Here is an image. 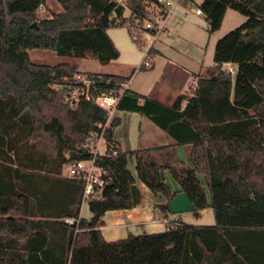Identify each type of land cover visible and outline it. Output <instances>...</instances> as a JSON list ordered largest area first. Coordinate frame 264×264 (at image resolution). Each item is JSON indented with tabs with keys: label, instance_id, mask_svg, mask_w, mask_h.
Returning <instances> with one entry per match:
<instances>
[{
	"label": "trees",
	"instance_id": "1",
	"mask_svg": "<svg viewBox=\"0 0 264 264\" xmlns=\"http://www.w3.org/2000/svg\"><path fill=\"white\" fill-rule=\"evenodd\" d=\"M56 1L63 12L41 17L47 0H0V264H68L74 250L107 246L102 219L133 208L137 181L168 201L177 196L166 171L197 211L212 209L215 218V226L177 222L164 234L180 239L177 264H264V0L203 1L199 9L210 34L221 29L229 9L247 20L217 42V71L198 80L193 97L181 95L170 107L125 89L131 77L38 65L28 54L48 50L109 64L120 52L108 30L126 27L132 36L131 26L143 28L153 19L149 8L158 0H126L125 6ZM224 64L237 66L235 77L221 69ZM150 68L151 62L140 70ZM77 74L96 78L100 92L119 96V111L146 116L176 141L123 152L113 138L120 124L114 118L105 132L110 155L96 162L104 186L100 198L86 202L90 220L81 217L82 183L62 171L92 158L89 142L107 112L87 101L76 108L64 104V90L76 84ZM44 143L50 149H40ZM182 145L191 146L190 167L175 163ZM133 157L136 177L129 170ZM68 218L79 223L69 225Z\"/></svg>",
	"mask_w": 264,
	"mask_h": 264
},
{
	"label": "crops",
	"instance_id": "2",
	"mask_svg": "<svg viewBox=\"0 0 264 264\" xmlns=\"http://www.w3.org/2000/svg\"><path fill=\"white\" fill-rule=\"evenodd\" d=\"M169 1L177 2V5L167 20L166 31L149 50L151 54L148 60L152 65L150 69L140 70V67L148 62L146 60L148 47L145 45L149 43L147 39L150 38H145V44L137 43L126 29L108 30L109 37L120 52V57L106 65L93 61L95 69L93 72L81 69V64L88 59L70 57L57 59L56 53L48 50L28 51L30 60L35 64H69L76 66L80 73L131 77L127 89L170 107L181 95L193 97L198 80L209 78L217 71L218 67L214 61L217 42L245 23L247 18L229 9L224 17L222 30L210 34L205 16L196 13L204 0ZM45 5L46 9L56 13L63 11L56 0H47ZM44 11L43 8L41 12ZM226 23L229 28L223 30ZM139 47H146L145 52ZM221 69L230 71L233 69L234 77L237 73V66L234 64H224ZM116 118L120 119V124L114 130L113 138L123 152L176 145L171 136L146 116L135 112L118 111ZM190 150L189 145L176 146L175 163L190 167ZM129 170L136 177L134 157L129 160ZM165 178L171 189L178 191L174 199L168 201L162 195H154L146 185L137 181L133 186L137 198L133 208L108 212L102 219L103 225L100 230L108 245L74 250L68 264H114L118 260L120 263L131 261L138 264L139 261H145V256L155 263L167 264L180 239L172 235L163 237L167 233L164 222L185 223L183 215L192 213L196 222L194 225L204 226L198 222L204 219L203 213L207 210L197 211L187 195L180 191L178 183L168 171L165 172ZM200 178L209 196L205 179ZM162 206L168 209L162 210Z\"/></svg>",
	"mask_w": 264,
	"mask_h": 264
},
{
	"label": "built area",
	"instance_id": "3",
	"mask_svg": "<svg viewBox=\"0 0 264 264\" xmlns=\"http://www.w3.org/2000/svg\"><path fill=\"white\" fill-rule=\"evenodd\" d=\"M119 4L125 6L126 0H117ZM177 2H171L169 0H158L157 4H153L149 8V12L154 16L152 20L146 21L143 28L139 26H131L132 38L134 41L144 42L145 38L149 40V43L145 46L148 47L146 53V60L149 59V50L153 47L154 43L159 39L160 35L166 31V23L169 16L176 8ZM44 8V5L40 6V10ZM198 15H204L200 9H197ZM146 66H150V62L146 63ZM76 84L69 86L64 90L63 100L64 104L70 108H76L81 101L92 102L107 112V120L105 124L101 126V132L95 136L89 142V148L92 152V158L87 161H74L66 164L63 167L62 176L74 179L81 182L83 185V204L90 199L100 198L101 188L104 183L102 180L103 171L96 164L97 160L101 156H109V147L107 140L105 139L106 130L111 127L112 121L116 118L118 110L119 96L100 92L98 87V81L93 76L86 77L82 74L75 76ZM128 82L124 85L127 89ZM63 87H57L62 89ZM116 129V128H115ZM114 129V130H115ZM82 204V206H83ZM65 222L69 225L79 223V220L66 219ZM166 225V232H170L172 226H178V223L170 224L164 222Z\"/></svg>",
	"mask_w": 264,
	"mask_h": 264
},
{
	"label": "rangeland",
	"instance_id": "4",
	"mask_svg": "<svg viewBox=\"0 0 264 264\" xmlns=\"http://www.w3.org/2000/svg\"><path fill=\"white\" fill-rule=\"evenodd\" d=\"M44 9H45V11L44 12H41L42 10H40V13H39V15L41 16V17H43V16H48L49 15V12H53V11H51L50 9H46V5H44ZM63 9V8H62ZM63 12V11H62ZM54 13H56V12H54ZM129 14L127 13L126 14V16H128ZM224 29L223 30H225L226 28H229V25H228V23H226V25L223 27ZM113 29H126V31H128V29L126 28V27H120V28H113ZM220 30H222V27H221V29ZM219 30V31H220ZM129 32V31H128ZM140 43L142 42L141 40L139 41ZM144 44H145V42H143ZM142 43V44H143ZM146 45H147V43H146ZM136 46H138L137 44H136ZM139 48H141V47H139ZM142 49V51L143 52H145V50H146V47H142L141 48ZM144 54V53H143ZM57 59L59 58V59H61L62 57H60V56H58L57 54H56V56H55ZM34 60H38V59H34ZM93 61H95L94 59H88L87 61H85V62H83L82 64H81V69H82V71H89V72H93L95 69H94V64L92 63ZM32 62V61H31ZM38 65H47V64H38ZM49 66H55V65H49ZM232 71H234L233 69L231 70V72ZM39 148L40 149H45V150H47V149H50L49 147H48V145L46 144V143H44V144H40L39 145ZM81 214H82V218H84V219H87V220H90L91 219V217H92V215H91V213H90V211H89V208H88V204L87 203H84L83 204V206H82V209H81ZM204 214V219L203 220H201L200 222H198V223H202V225H204V226H215V218H214V213H213V210L212 209H207V211L205 212V213H203ZM208 218H210V219H208ZM183 221L185 222V224H188V225H194L196 222H194V220H193V214L192 213H190V214H185V215H183ZM198 225V224H197ZM162 226H165V225H162ZM194 226H196V225H194ZM165 232V231H164ZM171 236V234H166V236L165 237H170ZM146 251H147V248H146ZM178 252H179V249H175V251H172L171 252V255H170V261L167 263V264H177V262H178ZM146 253H148V252H146ZM119 261V260H118ZM117 261V262H118ZM136 261V260H135ZM114 262V264H133L131 261H128V263L126 262V261H124V262ZM148 262L149 263H155L154 261H152V259L150 260L149 258H147L146 256H145V261H139V263L138 264H148Z\"/></svg>",
	"mask_w": 264,
	"mask_h": 264
}]
</instances>
